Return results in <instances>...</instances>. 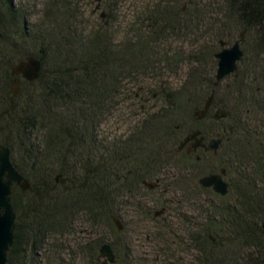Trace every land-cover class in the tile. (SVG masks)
Listing matches in <instances>:
<instances>
[{"label":"trees","instance_id":"1","mask_svg":"<svg viewBox=\"0 0 264 264\" xmlns=\"http://www.w3.org/2000/svg\"><path fill=\"white\" fill-rule=\"evenodd\" d=\"M68 1H48L44 22L50 25L42 29L28 23L14 0H0V133L6 134L0 144L10 148L13 164L31 183L27 191L18 186L12 189L16 228L8 264H39L48 239L71 233L81 222L90 224L92 231L101 222L118 230L113 218L119 217L115 206L119 191L128 196L141 190L156 192L144 181L159 178L163 184L161 174L171 164L185 182V171H196L206 155L218 158L226 175H237L242 186L237 193L239 207L210 206L206 224L191 232L199 253L193 264H264V96L253 94L257 89L264 91V71L246 82L238 66L235 74L224 79L235 80V97L230 102L219 99L223 81L215 86L220 42L230 41L236 24L244 34L254 30L255 47L264 52V0H197L190 13L174 2L155 7L144 17V37L139 32L136 39L123 43L106 25L83 40ZM200 16L212 32L187 55L188 78L182 88L177 92L159 89L158 111L147 115L104 157L98 156L102 162L97 163L93 153L100 146L95 124L116 106L123 89L128 100L135 98V87H129L127 79L148 76L160 70L157 61L172 60L167 51L159 52L158 43L182 28L189 32L191 18L196 17L193 22L198 26ZM27 56L40 59L42 70L34 81L21 79L20 93L13 98L12 67ZM214 88L210 110L197 119L196 111L204 107ZM148 93V97L157 94ZM214 108L224 109L227 117L216 119ZM251 115L256 118L253 122H249ZM196 130L208 141L222 139L217 154L201 151L196 158L186 149L179 150L183 139ZM34 131L42 132L43 148L29 144ZM195 184L224 197L197 180ZM151 213L150 209L147 215ZM103 244L100 240L79 244L83 264H100ZM111 246L114 264H120L115 243ZM53 251L57 264L77 263L65 260L58 246Z\"/></svg>","mask_w":264,"mask_h":264},{"label":"rangeland","instance_id":"2","mask_svg":"<svg viewBox=\"0 0 264 264\" xmlns=\"http://www.w3.org/2000/svg\"><path fill=\"white\" fill-rule=\"evenodd\" d=\"M48 1L14 0L24 11L31 26L44 29H46L45 26L50 25L48 21L44 22V10ZM68 2L76 13L78 32L83 40L88 38L98 27L106 25L115 39L123 43L127 39L135 38L139 32L144 37V17L148 10L174 2L179 9L187 10L189 8L190 13L195 10V7H191V5L195 4L197 0H69ZM195 18H191L189 32L188 29L182 28L181 31L168 37L166 41L158 43V50L161 54L167 51L169 55H173L168 64L157 61V65L159 64L161 67L160 70L151 71L148 76L141 78L130 77L127 79L126 84L129 87L133 85L135 87L132 90L135 93V98L132 101L128 100V97L125 96L127 90L123 89L116 99V106L95 124L94 135L99 142L100 151L93 153L94 159L98 156L104 157L103 154L107 150H112L119 141L131 134L147 115L155 114L158 111L162 103L161 98L158 97L159 89L162 88L164 92H177L182 88L188 78L187 55L198 48L199 42H202L212 32L211 25L205 19L201 20V16L199 21L202 22L198 26H194ZM138 28L142 30L137 31ZM240 32L242 30L236 24L233 36L229 41L230 46L239 39ZM255 37L256 32L251 30L245 34L244 41L241 43L244 56L238 65L241 70L239 76H242L246 82L251 81L256 72L264 71V52H259L256 49ZM221 48L219 47V51ZM34 50L38 51V48ZM148 64L151 65V63ZM222 86L227 87V90L222 87L219 99L230 102L235 97V80L233 78L223 80ZM147 90L149 92L153 90L157 94L148 97L150 94ZM253 94L261 97L264 96V91L257 89ZM215 112L214 108L212 115ZM255 119L251 115L249 122H253ZM41 135L42 132L34 131L29 144L43 148ZM2 137H6V134L0 133V138ZM95 161L101 163L102 159L98 158ZM220 169L218 158L206 155L204 163L196 171H185V182L181 180L183 178L180 176L179 169L171 164L161 174L164 182L160 191L150 194L141 190L131 196H128L124 190L119 191V196L115 199V206L119 216L116 217L123 223L121 231L119 229L115 231L114 227L104 222L95 227L96 231L90 230L88 223H78L71 233L63 237L53 236L48 239L45 250L40 253L38 258L39 264H57L58 260L56 261L57 257L53 251L56 246L64 252L62 256L65 260H76V264H83L79 244L97 242L98 240L104 241L105 244L115 243L120 264H193L198 260L199 253L193 243L191 232L206 224L211 212L210 206L222 208L225 204L239 207L237 193L242 184L237 179L238 176L233 173L224 176L232 186V191L223 198L211 191L197 188L196 180L199 181L202 176L209 173H219ZM154 197L157 198V201H154ZM163 208L165 211L156 216L155 213ZM150 209L152 213L148 216L147 212ZM86 218L84 217V220L88 219ZM211 238L216 241L215 236L212 235ZM105 259L101 256L100 264ZM49 260H51L50 263ZM107 264L114 263L108 262Z\"/></svg>","mask_w":264,"mask_h":264},{"label":"water","instance_id":"3","mask_svg":"<svg viewBox=\"0 0 264 264\" xmlns=\"http://www.w3.org/2000/svg\"><path fill=\"white\" fill-rule=\"evenodd\" d=\"M245 34L240 33L233 45L230 46L229 42L221 40V50L216 54L218 60L217 71L215 76V86H218L226 77L235 74L238 70V65L244 56V51L241 48V43L244 41ZM42 70V62L35 56H27L25 59L19 61L12 67V74L15 76L12 95L16 98L20 93V80L34 81L39 78ZM215 94V88L207 98L204 107L196 111L195 116L197 119H203L211 108ZM228 113L224 109H217L215 118H225ZM200 130H196L187 135L179 145V150L186 147L188 142L194 140L191 144L193 149L202 147L205 150H212L214 154L218 153V149L222 142L220 138H213L207 143L204 138L199 135ZM199 159V157H198ZM226 170L221 169L219 173H209L202 176L199 183L205 188H211L216 193L225 196L229 193V183L225 180ZM146 186L153 188V183L144 181ZM18 186L23 191H27L30 186V180L24 176L13 164L11 159V150L8 146L0 144V264H8V253L14 244L15 228H16V212L12 204V189ZM165 209L156 212L158 216ZM119 231L123 229V223L116 216L113 218ZM264 230V221L262 222ZM100 254L106 259L102 264L115 263L116 255L111 244H104L100 249Z\"/></svg>","mask_w":264,"mask_h":264},{"label":"flooded vegetation","instance_id":"4","mask_svg":"<svg viewBox=\"0 0 264 264\" xmlns=\"http://www.w3.org/2000/svg\"><path fill=\"white\" fill-rule=\"evenodd\" d=\"M136 95H137V94H136ZM147 100H148V99H147ZM201 136L204 138V141L207 143L208 140H207L202 134L199 135V137H201ZM193 142H194V140L188 142V144H187L186 147L184 148V149H186V152L188 153V155H189V153H193V154L196 155V158H197L199 152H201V151H208V150H205V149L202 148V147H198L196 150L193 149V148L191 147V144H192ZM148 182H152V183H153V188L150 187V186H147L148 189H150V190L160 191V188L162 187V182H161V180H160L159 178H157L155 181H148ZM165 191H166V190H165ZM163 209H165V208H163Z\"/></svg>","mask_w":264,"mask_h":264}]
</instances>
